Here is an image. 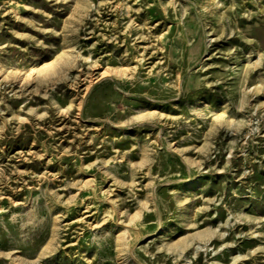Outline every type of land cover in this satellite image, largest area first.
Wrapping results in <instances>:
<instances>
[{"label": "rangeland", "instance_id": "rangeland-1", "mask_svg": "<svg viewBox=\"0 0 264 264\" xmlns=\"http://www.w3.org/2000/svg\"><path fill=\"white\" fill-rule=\"evenodd\" d=\"M0 264H264V0H0Z\"/></svg>", "mask_w": 264, "mask_h": 264}, {"label": "bare ground", "instance_id": "bare-ground-1", "mask_svg": "<svg viewBox=\"0 0 264 264\" xmlns=\"http://www.w3.org/2000/svg\"><path fill=\"white\" fill-rule=\"evenodd\" d=\"M186 180V179H185ZM124 238V237H123Z\"/></svg>", "mask_w": 264, "mask_h": 264}]
</instances>
